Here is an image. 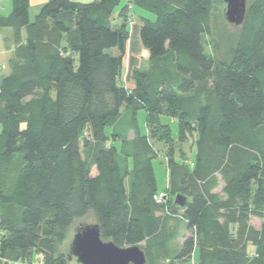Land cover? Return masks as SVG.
Here are the masks:
<instances>
[{
    "label": "trees",
    "instance_id": "trees-1",
    "mask_svg": "<svg viewBox=\"0 0 264 264\" xmlns=\"http://www.w3.org/2000/svg\"><path fill=\"white\" fill-rule=\"evenodd\" d=\"M217 1L126 0L116 12L120 0H48L31 20L30 0H11L10 12L0 15L13 47L7 74L0 63V162L14 161L10 180L0 177V205L14 206L16 215L0 219V264H70L69 250L56 252V232L89 211L104 240L147 254L161 233L148 147L170 138L162 122L170 116L178 119V141L198 130L228 170L220 163L198 179L181 161L189 233L169 259L146 264H183L197 246V264H264V0L247 5L221 69L203 45ZM134 17L145 21L139 34L150 64L133 69L128 87L121 71ZM156 91L167 113L152 111ZM200 91L209 94L203 105ZM140 110L147 134L139 131ZM158 126L167 132L160 135ZM237 198L244 202L234 207L239 214L225 211ZM253 209L263 225L250 257L244 248L231 250L229 225Z\"/></svg>",
    "mask_w": 264,
    "mask_h": 264
},
{
    "label": "rangeland",
    "instance_id": "rangeland-1",
    "mask_svg": "<svg viewBox=\"0 0 264 264\" xmlns=\"http://www.w3.org/2000/svg\"><path fill=\"white\" fill-rule=\"evenodd\" d=\"M252 2H254V0H248L247 5L249 6ZM122 4L123 2H121L117 7L116 12H118V9L122 6ZM10 8L11 0L10 2L8 1V4H5V2L4 4H1L2 14H8L10 11L7 10H10ZM224 13L225 4L219 0L216 4H214V7L211 11L209 35L203 36V45L205 51L215 61L217 69H221L222 66L229 63L232 57L233 49L235 48L243 30V24L235 26L227 22ZM31 14H33L32 11ZM32 17H34V15H32ZM128 17L132 16L129 15ZM115 18L117 23H119L120 20L117 13L115 14ZM156 18L157 17L155 14H150L148 17V22L154 23L157 20ZM143 22H145L143 19L137 17L135 19L132 18V20H128L126 24V60L123 62L121 76H125L124 79L127 82L132 79V71L135 66L138 67V69L144 70L145 68L142 67L150 64L148 49L143 44L139 34L140 26L143 24ZM2 45H0V49L3 48ZM110 51L113 54L116 53V49L114 48ZM5 56L7 58V54H5ZM3 57L4 55L2 56L0 54L1 60H6ZM5 64L2 63V66L5 69L3 72L8 70L7 67L9 68V65L6 66ZM260 75L264 80V73H261ZM174 91L176 93V90ZM208 95L209 94L206 95L203 93V91H200L199 97L200 103L202 105L206 102V97L208 99ZM149 96L151 97L152 103H154V107L152 109L154 114L157 115L159 112L167 113V109H163V105L166 104L160 102V99L158 98L159 96H157V91L156 95L154 93L153 95ZM177 120V118L171 116L168 118H163L162 122L167 123L169 128L170 138H167L166 141L153 139V141L150 142L151 145L148 147L149 152L154 154V156L148 159L150 160L149 163L156 178V193L152 195V207L156 216L160 220L161 233L157 238L158 242L153 245L152 249L149 251L147 250V254L145 252L146 250L141 248L145 253L147 263L151 260L166 261L169 259L172 254L180 248L182 242L189 233V230L185 226L184 219L182 218V207L175 203V197L177 194L182 195L183 193V195L186 196L185 192L182 191L183 188L186 187V182L180 181V175L184 172V170H186L181 166V161H185V167L189 169V171L191 169L193 172L195 169L198 171V174L196 173V178L198 179L200 178L199 173L209 174L210 171L214 169V166L216 167L220 163V167L218 168L219 170H228V168H225V165L222 163V153L217 148H215L209 139H200L198 130L187 134L183 142L178 141ZM139 128L142 130V133H145L146 128L143 129L142 123L139 124ZM158 128L160 129V135H163L165 132H167V128L163 126H158ZM198 153H200L202 157L201 161L197 159L196 155ZM13 161L14 160L12 159L10 162H0V177L3 175L6 179V182H8L11 178L10 176L12 171H10V165ZM195 181L196 182L191 181L190 186L193 183L196 185L199 183L197 179ZM167 187H169L168 190ZM159 193H163L165 195V200L162 203H157L155 201V197ZM154 201L157 204L154 203ZM240 203H244L240 198H237L236 200L230 199L228 202L229 205L227 207H233V209H226L225 211H231L233 215H238L239 212L234 207H237V204L239 205ZM15 215L16 210L14 206L0 205V219L3 217H8L9 219L15 221ZM92 217H94L93 213L92 211H89L86 217L76 218L67 227L59 228L55 236L56 252H64L67 254L71 240L79 224L90 222ZM242 217L244 220L243 222L231 223L229 225V239L231 242H236L231 246L233 247L231 250L233 249L234 252V249L236 248H244L246 253L250 257H253L257 253L256 243L257 241L260 242V239L254 242L253 237L257 236V238H259L258 233L261 232L260 230L263 225L262 213L253 209L251 211L249 210L247 215ZM162 235H166L168 237L167 240L164 239V236ZM197 240H200V238L198 237ZM35 257L36 256L33 258L34 261L38 260L37 257ZM197 257L198 246L194 249L193 253L188 258V261L183 264H197ZM5 264L25 263L22 261L13 262L12 259H8ZM70 264L79 263L76 262V259L73 256L70 260Z\"/></svg>",
    "mask_w": 264,
    "mask_h": 264
},
{
    "label": "water",
    "instance_id": "water-1",
    "mask_svg": "<svg viewBox=\"0 0 264 264\" xmlns=\"http://www.w3.org/2000/svg\"><path fill=\"white\" fill-rule=\"evenodd\" d=\"M225 4V19L232 25L243 24L247 0H221ZM175 203L183 206L185 197L177 194ZM69 252L79 264H146L144 251L138 245L118 246L101 237L96 221L80 223L69 246Z\"/></svg>",
    "mask_w": 264,
    "mask_h": 264
},
{
    "label": "crops",
    "instance_id": "crops-1",
    "mask_svg": "<svg viewBox=\"0 0 264 264\" xmlns=\"http://www.w3.org/2000/svg\"><path fill=\"white\" fill-rule=\"evenodd\" d=\"M8 1L10 2V0H0V15H7V14H2V10H1V4H4V2H5V4H8ZM48 0H30V5H29V16H30V19L31 20H33L34 19V17H35V15L38 13V11H39V9H40V7H41V5L43 4V3H45V2H47ZM75 1H78V2H91V1H93V0H75ZM121 2H123V3H125V1L126 0H120ZM7 11H10L9 9L7 10ZM31 11H32V13L33 14H31ZM135 12H136V14L138 15V16H140V17H142V16H146V17H149V15L150 14H146V13H144V12H142L141 10H139V9H137L136 8V10H135ZM32 15H34V17H32ZM11 36H12V31H11V29H9V28H0V45H2V44H4V45H2L3 46V48L2 49H0V54L3 56L4 55V57L3 58H5L6 60H1V58H0V63L2 62L3 64H5L6 62V66L7 65H9L8 64V60H9V58L12 56V49H13V47H12V44H11V41H10V38H11ZM126 48H127V45H126ZM6 49H8V50H6ZM5 54H7V58H6V56H5ZM125 56H126V52H125V55L123 56V62H124V60H126L125 59ZM149 67V65H145V66H143L142 68H148ZM123 68V67H122ZM7 69L9 70V68L7 67ZM133 69H138V67H136L135 66V68H133ZM5 71V72H3L2 74H7L9 71ZM124 77L125 76H121V79H122V81L124 82V84L126 85V86H128V87H132L133 86V81H132V79L130 80V81H126L125 79H124ZM137 118H138V120H139V122H138V125L140 124V123H142V125H143V129H145L146 128V126H145V124H144V118H145V111H143V110H140V111H138L137 112ZM139 131L140 132H142V130H140L139 129ZM148 131V130H147ZM144 134V133H143ZM145 134H147V132H146V130H145ZM133 135V133H131L130 134V136L131 137H133L132 136Z\"/></svg>",
    "mask_w": 264,
    "mask_h": 264
},
{
    "label": "built area",
    "instance_id": "built-area-1",
    "mask_svg": "<svg viewBox=\"0 0 264 264\" xmlns=\"http://www.w3.org/2000/svg\"><path fill=\"white\" fill-rule=\"evenodd\" d=\"M165 200V195L163 193H159L156 197H155V201L157 203H162Z\"/></svg>",
    "mask_w": 264,
    "mask_h": 264
}]
</instances>
